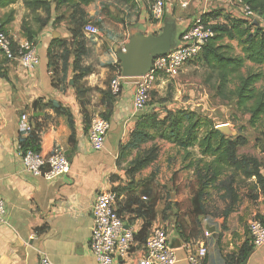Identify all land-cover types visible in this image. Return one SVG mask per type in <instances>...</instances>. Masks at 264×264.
Listing matches in <instances>:
<instances>
[{
	"label": "crops",
	"instance_id": "crops-1",
	"mask_svg": "<svg viewBox=\"0 0 264 264\" xmlns=\"http://www.w3.org/2000/svg\"><path fill=\"white\" fill-rule=\"evenodd\" d=\"M101 1L110 0H96L86 7L87 22L95 21ZM165 2L164 16L161 19L153 16L150 0H135L134 4L120 6L128 22L126 32L122 25L115 23L113 27L117 26L116 30L122 35L124 33V39L117 40L113 32L106 35L105 40L113 47L121 49L134 36H158L170 28L171 48H174L181 44L184 31L202 14L208 15L212 11L223 10L231 17L242 15L238 0ZM12 9L14 19L6 23L5 28L13 38V50L16 51L24 40H28L22 28L25 19L35 31L32 42L40 61L36 66L28 68L17 56L9 58L0 51V197L6 203V221L0 224V264H40L43 255L48 256L55 264H98L90 247L94 220L92 206L100 191L121 184L115 178L120 174L117 166L120 146L128 141L138 115L148 111L150 107L147 106L139 113L134 111L135 80L122 78L121 91L114 97L113 107L107 113L111 127L105 147L99 151L92 149L87 138L82 109L76 100V89L62 91L53 85L48 52L52 39L56 38L54 34L59 37L62 33L55 28L58 18L55 4L52 5L51 15L42 28L29 16V10L23 0L7 8L0 7L2 22ZM222 18L221 16L218 20ZM115 54L118 57V52ZM109 60L110 64L116 62L113 57H109ZM177 77H162L159 80ZM98 84L99 87L105 88L101 83ZM198 98L196 108L191 102L188 103L189 107L167 102L163 105L164 113L161 116H165L167 110L179 107L197 112H200L197 109H214L208 106L204 93L198 95ZM39 100H42V105L52 101L66 106L69 108L66 111L72 115V122L70 123L66 114L57 113L55 109L41 108L42 105L35 109L34 105ZM101 107L100 113L107 112L105 103L101 104ZM154 107L155 112L159 113L160 105L156 104ZM85 110L90 116L95 114L94 109ZM23 114L29 117L32 129V117L39 116L37 120L44 125L43 133L45 132L42 140L45 141L47 149L54 146L53 151L61 150L69 157L71 169L68 173L47 180L25 169L19 145L22 134L32 129H23L26 124L22 119ZM72 133L73 141L70 140ZM156 141L160 142L156 162H166L178 152L177 162L183 163L180 174H190L192 178L194 170L185 166L188 163L183 158L185 151L170 142ZM194 150L197 152L198 148ZM160 176H163V173ZM254 180L255 178L248 179L250 185L238 193V203L226 219V229L222 228V217L213 218L207 215L197 241L187 242L180 236L176 228L175 208L167 211L165 218L162 217L163 207L157 209L152 228L162 226L167 230L170 244L176 248L175 264H187L188 246L200 241H205L207 245L206 264H227L225 254L237 251L243 243L251 241L249 222L258 217L264 219V194L258 187L255 188ZM184 195L188 198L187 192ZM180 199L177 197L174 201L179 203ZM123 216L126 218V225L130 226L135 234L143 227L142 217L127 212ZM205 231L209 232V236L205 237ZM140 249L139 246L134 247L130 257L119 258L114 264H138ZM246 264H264V245L250 252Z\"/></svg>",
	"mask_w": 264,
	"mask_h": 264
},
{
	"label": "trees",
	"instance_id": "trees-1",
	"mask_svg": "<svg viewBox=\"0 0 264 264\" xmlns=\"http://www.w3.org/2000/svg\"><path fill=\"white\" fill-rule=\"evenodd\" d=\"M18 1L0 0V7L7 8ZM94 1L96 0H23L26 9L29 10V16L33 17V20L40 25V28L47 23L53 4L56 3V8L58 4H72L76 12L73 17L75 26L72 29L74 39L79 37L84 38L83 27L86 24L84 20L85 10L79 8L81 6H88ZM121 1L125 4L135 3V0ZM241 1L252 10L264 14V0ZM223 15L225 14L222 10L212 11L208 15L203 14L206 20L219 19ZM13 19L14 10L12 9L6 16L5 21L2 22V27L6 31L5 24ZM225 19L226 22L214 25L215 35L204 47L198 61L202 60L208 68L217 72L220 82L219 86L222 89L228 83L236 81L235 87L231 92L234 105L246 117L247 122L251 126L262 123L261 136L264 139V86L263 88L257 86L259 82L264 83V27L258 22L242 18L238 19V17H231L229 15ZM22 28L28 40L32 42L35 31L25 19ZM225 37L238 40L244 54L241 56L233 55L230 52L231 46L221 42ZM57 42L63 41L59 37H56L52 39L51 45L57 44ZM60 45H64V43H60ZM83 53L84 51L77 53V58ZM246 60L262 66L263 69L259 72H250L247 75H242L241 69ZM110 67H113V65H110ZM116 67L119 68L118 74H122L121 64H117ZM89 73L91 71L87 69L75 77L81 80L83 76ZM75 77L74 80L76 79ZM75 89L76 94L80 96L82 90L78 84ZM100 92L107 107L104 117L108 118L107 113L112 109L114 97L117 95L113 94L110 89L101 90ZM41 102L42 100L37 101L34 108H39L42 105ZM47 107L55 109L57 113L66 114L70 123L72 122V115L68 111H65V109H60V105L49 101L47 104L42 105L41 108ZM82 107L84 126L87 132L90 125L88 119L90 117L91 120V116L86 113L85 106L82 105ZM38 117L37 115L32 117L31 121L34 127L30 132L22 134L20 146L23 151L32 149L45 157L53 151L54 146L47 149L45 141L42 140V136L45 133H43L44 125L39 123ZM73 139L74 133L70 137L71 141ZM156 140H164L174 144L185 151L186 160L191 158L187 167L194 169L198 182V188L191 199L190 208V216L195 220L207 214L217 216L206 203L208 191L213 186L218 189H225L227 196L235 202L238 195H236L233 185L238 176H242L243 179L255 178V186L264 194V173L260 169L258 159L252 156L239 155V148L248 142L246 137L241 134L234 136L225 134L216 127V123L208 116L181 107L167 110V114L161 116L160 113L155 112V107L153 106L148 111L138 115L128 141L120 146L118 160L124 154L127 156L130 151L139 149L150 141L156 142ZM195 148H198V153H195ZM260 149L264 153V144ZM158 150L159 147L154 146L147 150L144 155L140 154V156L132 161V166L136 171L145 168L157 159ZM141 184V181H137L131 177L128 185L118 187L119 184L112 187L117 193L118 213L123 215L127 212L144 219L143 227L135 234V241L139 244H143L149 235L153 222L157 217L156 207L158 203L155 195H153L147 185L139 188ZM251 197L253 196L251 195ZM231 208L229 206L221 217L226 219L231 212ZM164 211H167V207H165ZM259 219L264 223V219ZM176 228L185 241H195L190 239L188 232L183 227L181 228L178 222H176ZM223 229H226L225 224L223 225ZM253 249L251 241H246L237 251L225 254L227 264H241Z\"/></svg>",
	"mask_w": 264,
	"mask_h": 264
},
{
	"label": "rangeland",
	"instance_id": "rangeland-1",
	"mask_svg": "<svg viewBox=\"0 0 264 264\" xmlns=\"http://www.w3.org/2000/svg\"><path fill=\"white\" fill-rule=\"evenodd\" d=\"M56 3L58 2L56 1ZM123 5H125V3L121 0L101 1L98 16L95 21L92 22L99 27L100 35L96 37H87L83 35L84 38L79 37L77 39L73 38L72 33V29L75 26L73 23V17L76 13L73 5L67 3L58 4V7L56 8L58 18L56 19L55 28L57 31H62L59 39L63 42H57V44L50 45V51L48 53L53 85L62 91H68L72 88L75 89L78 84L82 90L80 96L76 94V100L80 109H83L82 105H84L85 109H94L93 113H98L99 109H102L101 104L105 103L100 91L110 89L109 86L111 81L118 76L119 68H117L116 65L119 63L121 64V61L115 53L118 52L120 48L113 47L112 44H109L107 40H105V36L109 33L115 32L117 40L118 38L124 39V33L123 35L119 33L118 30H116L117 26L113 27V24L115 23L122 25L123 30L126 32L128 22L122 14L124 11L122 8L120 9V6ZM86 7L87 6H81V8H79L85 10V23H87ZM224 14L222 21L218 20L217 24L226 22L225 18L228 16V13L224 12ZM240 18L246 20L244 14L239 15L238 19ZM221 42L231 46L230 52L233 55L241 56L244 54L238 40H232L225 37ZM60 43H64V45H60ZM117 45L119 46L118 43ZM80 51H84V53L77 58V53ZM109 57L116 59L115 64H110ZM110 65H113V67H110ZM87 69H89L91 73L83 76L81 80L75 77ZM262 69V66L256 65L250 60H246L241 69V74L247 75L250 72H259ZM74 77L76 78L75 80ZM133 79L135 80V77L127 78V80ZM98 83H101L105 88L103 89L99 87ZM235 83L236 81L230 82L222 89L219 86L220 82L217 72L211 70L202 60H199L195 64L185 65L176 79H163L157 81L155 88L150 92L147 106L151 108L156 104H159L160 115H163V105L167 102H175L183 107H189L188 103L191 102L192 106L196 108V105L198 104L196 100L199 99L198 95L204 93L205 98L208 101V106L213 107L214 109L197 110H199L202 115L207 116L208 114V117L211 118L216 125L227 123L233 131L237 132L235 135L241 134L246 137L248 142L239 148V155H247L257 158L260 164V169L262 173H264V153L260 149L264 144V139L261 136L263 126L262 123L251 126L247 122L246 117H244L235 107L231 96ZM257 86L263 88L264 83L259 82ZM101 97L102 99H100ZM55 104H59L60 109H65V111L66 109H69L61 103ZM100 114L104 116L106 112L104 111ZM88 120L90 121V117ZM154 146L159 147L157 155L158 159L160 142L150 141L142 145L139 149L130 151L127 156L124 154L119 160H117L120 174L115 178L117 181L121 182L118 187L128 185L131 177L135 178L137 181H141L142 184L139 188L147 185L158 200L156 213L157 209L160 210L161 207H163L162 217H164L166 216L167 211L175 208L176 222L179 223L181 228L183 227L188 232L191 240L196 241L200 238V230H203V220L207 219L205 216L209 215L213 218L221 217L223 212L229 206L234 208L238 203V198L233 202V200L227 196L225 189H218L215 186L211 187L208 191L206 203L208 204V207L217 214V216L207 214L199 217L198 220H195L190 216V208L191 199L198 188L197 177L195 173L192 178L190 174H188V176L180 174V170L183 169V163L177 162L179 155L178 152H175L173 158H170L166 162H156V159L141 170L136 171L132 166L133 160L140 156V154L144 155L147 150ZM195 153H198V151H195ZM183 155L184 160H186L185 153ZM190 160L191 158L186 161L189 163ZM187 164L185 165L186 167ZM177 168H179V170H177ZM162 173L163 176H160ZM183 174H185V172ZM247 180L248 179H243L242 176L236 178V182L233 185L236 195H238L242 189H247L248 185H250V182ZM254 183H256V179L254 180ZM256 187L257 186H255V188ZM180 191H183L184 193ZM185 192H187L188 198L185 197ZM181 196H183L182 199H180ZM177 197L180 199L179 203L174 201ZM165 207H167V211H164ZM226 219L223 221L222 228L224 224L226 225Z\"/></svg>",
	"mask_w": 264,
	"mask_h": 264
},
{
	"label": "built area",
	"instance_id": "built-area-1",
	"mask_svg": "<svg viewBox=\"0 0 264 264\" xmlns=\"http://www.w3.org/2000/svg\"><path fill=\"white\" fill-rule=\"evenodd\" d=\"M151 12L156 19L164 16L165 0H150ZM242 14L249 21L260 23L264 27V14L252 10L247 4L238 0ZM218 19L206 20L203 14L197 17L181 35V44L171 48L164 55L154 59L151 70L139 77H135V89L133 95V108L136 113L143 111L148 103L151 90L162 77H177L183 67L194 61H198L204 47L214 37V25ZM83 33L87 37L100 35V29L92 22H87L83 27ZM13 38L2 27L0 20V51L7 57H18L22 64L28 68L36 66L40 59L34 49L33 42L24 40L19 48L13 50ZM120 50L125 51V46ZM122 74H118L110 83V90L117 95L121 91ZM26 121L24 130L30 131L32 126L29 117L22 115ZM228 125L217 124L216 127ZM111 127L108 118L100 113L91 116L87 131V138L92 149L99 151L105 147L107 135ZM220 129V128H219ZM228 135V134H227ZM24 166L27 171L47 180L54 179L68 173L71 169L69 157L61 150L53 151L43 157L32 149L22 150ZM93 228L90 237V247L97 258L98 264H114L117 259L130 257L134 247L139 246L140 257L138 264H175L177 262L176 248L170 244L167 230L162 226L151 229L149 236L143 244L135 241L134 230L126 225V218L118 213L117 193L113 188L100 191L92 206ZM6 203L0 197V224L6 221ZM251 243L254 248L264 245V223L259 218H253L248 224ZM205 237L209 232L205 231ZM208 249L205 241H200L188 246L187 264H206ZM40 264H55L48 256L43 255Z\"/></svg>",
	"mask_w": 264,
	"mask_h": 264
},
{
	"label": "water",
	"instance_id": "water-1",
	"mask_svg": "<svg viewBox=\"0 0 264 264\" xmlns=\"http://www.w3.org/2000/svg\"><path fill=\"white\" fill-rule=\"evenodd\" d=\"M57 37V34H54ZM171 30L167 28L161 35L134 36L125 45V51H118L121 61L122 76L126 78L139 77L147 74L156 57L164 55L171 49ZM72 83V81H71ZM228 135H235L228 125L219 126ZM246 264V260L242 263Z\"/></svg>",
	"mask_w": 264,
	"mask_h": 264
}]
</instances>
